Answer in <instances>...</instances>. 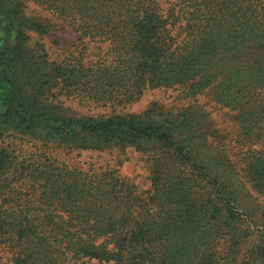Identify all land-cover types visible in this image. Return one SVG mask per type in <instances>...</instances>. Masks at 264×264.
I'll return each mask as SVG.
<instances>
[{"label":"trees","instance_id":"trees-1","mask_svg":"<svg viewBox=\"0 0 264 264\" xmlns=\"http://www.w3.org/2000/svg\"><path fill=\"white\" fill-rule=\"evenodd\" d=\"M32 1L87 40L51 61L30 48L28 31L43 28L20 0H0V140L135 148L151 187L0 146V246L12 261L264 264V205L251 191L264 197V0ZM160 88L188 105L93 117L55 103L123 105ZM202 96L233 114V137Z\"/></svg>","mask_w":264,"mask_h":264},{"label":"rangeland","instance_id":"rangeland-1","mask_svg":"<svg viewBox=\"0 0 264 264\" xmlns=\"http://www.w3.org/2000/svg\"><path fill=\"white\" fill-rule=\"evenodd\" d=\"M24 15L31 20L39 23L42 30L31 29L28 31V44L32 50L43 51L51 61L63 62L72 59L80 52L81 40H87L80 37V32L73 24L63 18L58 17L54 12L46 9L43 5L35 3L32 0H20ZM2 36L0 34V51L2 49ZM198 102L205 106V111L210 114L215 127L219 128L224 135L233 137L236 131V122L232 113L221 110L210 102V99L199 97ZM65 111L73 116H93L109 117L122 114H139L146 110L153 103H159L166 110H179L188 105V100L171 88H160L146 90L143 96L134 102L123 105H114L102 107L94 103L83 102L75 97L61 96L55 100ZM0 146L10 148L16 153L30 155V153H45L52 161L57 164L77 167L82 170L93 171H118L122 179L130 181L139 190H149L151 187L149 181V172L146 167V155L137 151L135 148H112L104 151L69 149L58 147L52 144H43L27 137L23 138L17 135H11L4 140H0ZM238 156L235 161L238 162ZM240 181L244 182L247 188L251 187L246 183L241 174ZM252 193L258 196L264 205V197L257 194L255 190ZM0 264H15L10 253L0 246Z\"/></svg>","mask_w":264,"mask_h":264}]
</instances>
